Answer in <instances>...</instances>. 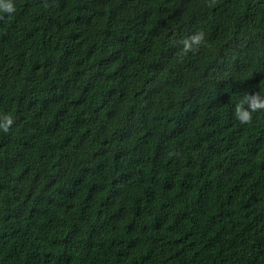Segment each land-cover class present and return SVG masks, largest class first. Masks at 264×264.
<instances>
[{
	"label": "trees",
	"instance_id": "16d2710c",
	"mask_svg": "<svg viewBox=\"0 0 264 264\" xmlns=\"http://www.w3.org/2000/svg\"><path fill=\"white\" fill-rule=\"evenodd\" d=\"M258 92L264 0H0V264H264Z\"/></svg>",
	"mask_w": 264,
	"mask_h": 264
},
{
	"label": "clouds",
	"instance_id": "9594fccd",
	"mask_svg": "<svg viewBox=\"0 0 264 264\" xmlns=\"http://www.w3.org/2000/svg\"><path fill=\"white\" fill-rule=\"evenodd\" d=\"M3 7H4V11L6 12L11 13L14 11V7L11 4H7ZM181 43L183 44L184 53L194 52L198 50V48L202 44L205 43V35L203 31H199L193 34L192 36L183 39ZM245 100L250 101L249 108L251 109V112L264 110V100H261L259 92L247 95L245 97ZM251 112L245 110L243 104L238 103L235 107V117L242 124H250L252 122ZM5 120H6V124L0 125V127H3V130L7 132L9 126L12 124V120L9 117H5Z\"/></svg>",
	"mask_w": 264,
	"mask_h": 264
}]
</instances>
